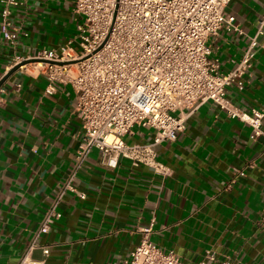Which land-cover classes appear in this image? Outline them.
I'll list each match as a JSON object with an SVG mask.
<instances>
[{"label":"crops","instance_id":"0c3cea01","mask_svg":"<svg viewBox=\"0 0 264 264\" xmlns=\"http://www.w3.org/2000/svg\"><path fill=\"white\" fill-rule=\"evenodd\" d=\"M19 1L10 8L19 29L10 40L0 0V79L16 56L66 45L69 24L77 32L74 0ZM226 11L240 31L223 28L216 37L211 58L223 71L236 66L258 32L264 0H231ZM258 40L252 76L242 90L228 88L246 109L264 107V31ZM50 83L39 71L18 70L0 90V264L20 263L74 168L82 135L76 92L70 83ZM155 133L136 125L125 140L148 144ZM156 149L168 175L126 157L109 167L92 150L75 177L86 198L64 194L60 218L36 238L30 256L44 264H115L130 257L142 228L153 225L152 239L190 264L209 250L217 256L210 264H264V136L208 101L187 116L175 140Z\"/></svg>","mask_w":264,"mask_h":264},{"label":"built area","instance_id":"2783aa9c","mask_svg":"<svg viewBox=\"0 0 264 264\" xmlns=\"http://www.w3.org/2000/svg\"><path fill=\"white\" fill-rule=\"evenodd\" d=\"M230 1L74 0L79 21L77 32L66 45L16 56L12 66L21 64L20 71H39L51 85L55 81L72 84L77 97L75 113L82 121L74 168L44 213L37 239L60 218L58 205L68 190L86 198L77 189L75 177L94 149L109 167H116L119 159L126 157L135 166H151L155 172L168 175L170 168L158 160L156 146L175 140L185 128L187 116L208 101L249 124L255 136H264V107L242 108L228 95L231 85L242 90L247 76H252L264 13L258 32L234 68L223 71L220 62L211 58L223 28L240 31L235 16L226 11ZM1 2L3 34L14 40L19 29L10 20V8L20 1ZM136 125L156 130L152 143L125 140ZM261 218L264 222V206ZM141 231L130 257L115 264H190L152 239L153 225ZM36 238L19 264H44V260L30 256ZM43 252L49 255L50 248L44 246ZM216 260V254L209 250L198 264Z\"/></svg>","mask_w":264,"mask_h":264},{"label":"water","instance_id":"95a60500","mask_svg":"<svg viewBox=\"0 0 264 264\" xmlns=\"http://www.w3.org/2000/svg\"><path fill=\"white\" fill-rule=\"evenodd\" d=\"M30 62V60L26 61ZM21 64H17L15 66H13L6 74H4V76H2V78L0 79V88L3 86V84L5 83V81L15 72H17L20 68Z\"/></svg>","mask_w":264,"mask_h":264},{"label":"rangeland","instance_id":"374dc122","mask_svg":"<svg viewBox=\"0 0 264 264\" xmlns=\"http://www.w3.org/2000/svg\"><path fill=\"white\" fill-rule=\"evenodd\" d=\"M65 30L68 33V36L69 35H72L71 37L74 36L73 34H71V32L73 31V28H72V26L70 24L67 27H65Z\"/></svg>","mask_w":264,"mask_h":264}]
</instances>
